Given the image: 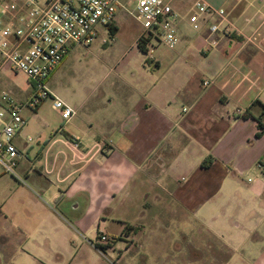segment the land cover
Segmentation results:
<instances>
[{
  "label": "crops",
  "instance_id": "crops-1",
  "mask_svg": "<svg viewBox=\"0 0 264 264\" xmlns=\"http://www.w3.org/2000/svg\"><path fill=\"white\" fill-rule=\"evenodd\" d=\"M225 12L227 36L180 17L172 60L111 83L103 111L65 98L76 115L63 122L44 114L50 99L24 108L13 139L22 181L0 166V264H53L78 243L117 263L264 264V0ZM19 76L0 58V93L25 104Z\"/></svg>",
  "mask_w": 264,
  "mask_h": 264
},
{
  "label": "built area",
  "instance_id": "built-area-1",
  "mask_svg": "<svg viewBox=\"0 0 264 264\" xmlns=\"http://www.w3.org/2000/svg\"><path fill=\"white\" fill-rule=\"evenodd\" d=\"M172 1L5 0L0 3V58L13 71L24 75L31 87L25 104L16 103L6 92L0 93V166L6 174L22 181L16 171L19 152L13 139L26 124L21 115L24 108L35 110L50 99L63 122L76 115L46 86L47 79L72 50L90 45L99 29L109 30L111 41H114L111 30L119 12L133 17L143 27L147 36H141L145 49L151 39L172 49L179 43L176 28L179 15L172 8ZM187 12L188 22L195 31L203 22L208 24L212 35L227 36L234 31L226 21L225 10L214 9L202 0L195 1ZM217 44V41L210 42L212 47ZM70 140L72 147L78 150L79 139ZM102 148L101 143L95 144L85 157H92ZM256 167L264 171L263 164L257 163ZM97 242L108 245L112 240L106 234H99Z\"/></svg>",
  "mask_w": 264,
  "mask_h": 264
},
{
  "label": "rangeland",
  "instance_id": "rangeland-1",
  "mask_svg": "<svg viewBox=\"0 0 264 264\" xmlns=\"http://www.w3.org/2000/svg\"><path fill=\"white\" fill-rule=\"evenodd\" d=\"M4 1L0 0V3ZM195 1L197 0H173L171 6L180 18L188 13L187 11ZM202 1L210 4L214 9L227 10L231 2L235 0ZM116 26L114 41H111L109 30L99 29L98 36L90 45L77 46L72 50L65 62L46 82L47 88L55 96L62 100L70 98L74 102L87 99L88 105L98 106L96 112L103 111L106 99L111 97V83L120 84L123 80H139L140 82L147 80L149 77L146 76L143 68L155 67V61L165 64L172 60L170 50L153 39L147 42L146 52L137 48L138 38L147 36L143 27L133 17L120 13L116 20ZM16 83L23 88L26 84L25 78L19 76ZM120 92L124 93V90L121 88ZM21 95L24 97V94ZM72 106L76 107L75 104ZM43 109L47 117L52 116L50 112L53 109L50 101L44 102ZM27 114V109L22 110L23 117L26 118ZM74 121L76 118L72 122ZM94 240L92 241L94 242ZM75 247L79 250L75 257L68 256L69 258L63 260L50 258L49 261L53 264H113L114 262L115 264H126V261L117 263L116 257L111 255V251L95 250L79 243ZM135 263L146 264L139 259ZM181 263L188 264L187 261ZM195 263L202 264L203 262L195 261ZM161 264H171V262H162Z\"/></svg>",
  "mask_w": 264,
  "mask_h": 264
},
{
  "label": "trees",
  "instance_id": "trees-1",
  "mask_svg": "<svg viewBox=\"0 0 264 264\" xmlns=\"http://www.w3.org/2000/svg\"><path fill=\"white\" fill-rule=\"evenodd\" d=\"M136 46L139 50H141L142 52H146V49L144 47V42H143V38L140 36L136 42ZM129 228L125 227V230L127 231Z\"/></svg>",
  "mask_w": 264,
  "mask_h": 264
}]
</instances>
